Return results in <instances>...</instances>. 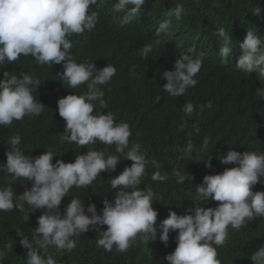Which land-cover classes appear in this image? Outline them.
<instances>
[{"label": "clouds", "instance_id": "clouds-1", "mask_svg": "<svg viewBox=\"0 0 264 264\" xmlns=\"http://www.w3.org/2000/svg\"><path fill=\"white\" fill-rule=\"evenodd\" d=\"M97 2L0 0V69L29 59L21 55H30L39 67L59 65L49 80L55 84L49 99L39 78L0 74V128L36 120L23 135L0 142V233L18 232V212L26 207L34 216L31 238L17 233L27 250L26 264H56L46 255L49 247L69 255L79 250L83 238L101 237L97 247L125 252L138 234L155 241L157 233L165 246L170 241L168 264H221L217 246L249 228L242 240V245L254 246L248 264H264V146L256 144V134L264 132L261 36L249 30L232 45L224 28L214 32L219 42L213 50L216 67L247 78L254 90L224 82L201 86L203 58L190 51L180 54L174 70L163 72V105L170 117L181 120L183 135L171 136L153 156L107 106L111 83L104 84L116 75L115 66L97 69L94 62H77L70 54L79 37L75 34L92 32L99 22L98 13L90 11ZM145 4L116 0L114 8L125 13L122 22L128 24ZM213 6H219L216 0ZM261 11L254 6L252 14L260 16ZM184 14L182 4L167 10L156 27V44L168 34L173 18ZM152 50V44H144L139 54L148 60ZM139 76L134 84L136 72H130L129 88L144 92L152 74ZM62 81L73 89L86 84L87 91L66 96ZM230 104L235 121L250 135V145L203 160L206 152L199 148L201 130L195 119L212 121L215 111ZM220 136L227 139L228 130ZM107 191L111 196L105 198ZM5 249L12 251L13 245ZM4 257L0 251V264Z\"/></svg>", "mask_w": 264, "mask_h": 264}, {"label": "trees", "instance_id": "trees-1", "mask_svg": "<svg viewBox=\"0 0 264 264\" xmlns=\"http://www.w3.org/2000/svg\"><path fill=\"white\" fill-rule=\"evenodd\" d=\"M216 2L219 4L218 7L213 6V0H146V4L132 22L124 24L122 18L125 13L114 8L116 0H98L97 4L90 5V11H96L99 16V22L94 30L80 35L75 34L79 37L73 41L72 53L70 52L73 59L77 62H94L97 69H102L107 64H112L117 69L116 75L104 84L111 83L106 88L107 106L111 108L117 121L129 124L133 136L140 142L141 147L150 151L153 156L160 153L171 136L183 135L180 131L181 120L166 113L161 93V75L164 71L174 70V62L181 53L190 51L203 58V70L199 81L201 86L224 82L228 86H246L254 90L253 84L247 78L237 77L216 67L213 50L218 47L219 42L214 32L224 28L233 38L232 45L242 42L249 30L256 31L264 42V0H216ZM177 4L184 6L185 14L180 20L173 18L168 34L160 37V43L156 44L155 41L158 39L155 35L156 27L166 19L167 10ZM254 6L261 8L260 16L252 14ZM144 44L153 45L148 60L139 54V49ZM20 57L29 59L2 67L0 74L2 71L15 75L31 74L42 81L44 98L53 97L55 84L49 80L55 76V68L59 65L45 64L47 67H39L32 61L35 59L30 55ZM132 70L136 72V83L139 82V75L152 74V81L146 91L137 92L129 88L132 85L128 83V77ZM58 72L62 73L63 67L58 68ZM62 82L66 96L81 95L87 91L86 84L73 89L66 81ZM233 112L234 104L224 105L215 111L212 121L205 120L203 116L195 119L201 130L198 145L206 152L203 160L210 156L217 157L221 150L250 145V135L242 125L234 122ZM46 114L50 115L51 112L46 109ZM34 121L36 120H25L9 129L0 128V142H5L16 134L23 135ZM226 130L229 137L222 139L220 135ZM207 141L209 144L205 147ZM256 144L264 146L263 131L256 134ZM149 173L146 172L147 175ZM102 195L108 198L111 193L107 191ZM77 196L85 197L78 192ZM103 202L104 200L100 203L102 208ZM24 208V211L18 212L20 219L18 232L0 233V251L5 252L2 264H26L27 250L21 246L17 233L22 232L31 238L30 229L34 216L30 209ZM248 231L249 228L236 232L227 244L225 241L222 246H217V258L221 264H248L249 257L254 251V246L242 245ZM159 235L160 233H157L155 241H145L142 235L138 234L135 242L125 252H117L115 249L111 252L105 251L96 244L101 237H92L78 241L79 250L72 254L65 255V250L57 251L54 247H49L46 255L53 256L56 264H168L165 257L172 253L170 241L165 246L159 240ZM8 244L13 245L12 251L5 249V245ZM176 246L175 244L174 250Z\"/></svg>", "mask_w": 264, "mask_h": 264}, {"label": "water", "instance_id": "water-1", "mask_svg": "<svg viewBox=\"0 0 264 264\" xmlns=\"http://www.w3.org/2000/svg\"><path fill=\"white\" fill-rule=\"evenodd\" d=\"M236 110H238V109L236 108ZM236 112H237V111H236ZM233 119H234V122H235V120H236V115H234ZM256 122H257V120H256ZM236 124H237V125L240 124L239 120L236 121Z\"/></svg>", "mask_w": 264, "mask_h": 264}, {"label": "bare ground", "instance_id": "bare-ground-1", "mask_svg": "<svg viewBox=\"0 0 264 264\" xmlns=\"http://www.w3.org/2000/svg\"><path fill=\"white\" fill-rule=\"evenodd\" d=\"M134 84H136V82H134ZM203 85V84H202ZM118 96V95H117ZM140 115V114H139ZM206 120V119H205ZM153 121V120H152ZM147 124H148V122H147ZM182 135V134H181Z\"/></svg>", "mask_w": 264, "mask_h": 264}]
</instances>
